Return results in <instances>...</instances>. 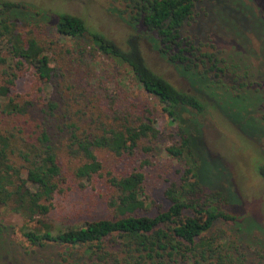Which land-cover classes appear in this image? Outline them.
<instances>
[{
    "label": "trees",
    "instance_id": "16d2710c",
    "mask_svg": "<svg viewBox=\"0 0 264 264\" xmlns=\"http://www.w3.org/2000/svg\"><path fill=\"white\" fill-rule=\"evenodd\" d=\"M131 1L133 10L124 19L130 29L124 45L66 12L57 14L54 28L75 42L79 54L86 51L79 41L89 37L92 51L126 65L127 75L157 98L175 123L178 141L165 150L182 162V170L164 191L167 207L149 214L144 173L133 169L116 175L104 170L97 154L106 151L122 157L133 154L141 140L157 139L160 132L150 109L138 113L137 106L117 105L111 90L90 70L78 80L66 77L55 84L60 73L67 74L55 69L33 30L23 31L27 26H39V21H30L29 14L34 15L27 7L10 0H0V204L40 224L42 229L23 231L30 244L83 247L91 264H245L240 243L217 226L218 222L240 226L241 217L226 209L234 198L222 190L205 188L202 149L194 144L192 133L199 130L197 116L217 108L238 130L251 136L242 121L254 105L251 100L248 105L243 101L252 96L212 90L211 84L221 82L225 67L217 65L216 54L201 51L195 40L182 37L181 30L193 19L198 0ZM235 1L264 17V0ZM240 33L241 37L248 33L257 37L253 29L239 31L237 37ZM144 44L173 66L193 90L180 89L155 71L146 60ZM80 60L81 56L72 57L73 64ZM200 64L205 71L198 70ZM26 67L37 76L38 96L14 93ZM69 67L71 74L75 68ZM183 112L187 118L182 117ZM143 149L151 151L152 146ZM61 155L71 163L70 175L81 184L104 176L110 188L106 199L109 218L66 229H52L44 223L65 176ZM257 168L264 179V163ZM244 222L248 223L246 229L251 225L260 228L252 220Z\"/></svg>",
    "mask_w": 264,
    "mask_h": 264
},
{
    "label": "rangeland",
    "instance_id": "374dc122",
    "mask_svg": "<svg viewBox=\"0 0 264 264\" xmlns=\"http://www.w3.org/2000/svg\"><path fill=\"white\" fill-rule=\"evenodd\" d=\"M10 1L26 6L34 15L32 17L29 14L30 21H39V26H27L23 31L33 30L52 58L55 69L67 74L63 76L60 73L54 79L55 84L62 83L66 77L81 78L86 70H90L99 83L111 90L117 105L123 103L129 107L137 106L138 113H142L145 108L150 109L151 117L160 132L157 139L141 140L133 154L122 157L106 151H97V154L104 170L116 175L133 169L142 171L149 214L165 209L168 200L164 191L178 180L179 171L182 170V162L165 150L166 146L178 141L175 123L170 122L157 98L145 93L134 82L133 76L127 75L129 69L126 65H118L101 53L92 51L88 45L91 42L89 37L79 41L86 49L85 54H79L75 49V42L61 36L54 28L57 14L66 12L82 18L89 29L102 32L118 44L124 45L130 33L124 19H128L133 10L132 1ZM207 1L205 3L198 0L193 19L181 30L182 37L195 40V45H199L201 51L216 54L219 61L217 65L225 67L221 82L211 84L212 90L220 93L223 89L230 94H239L242 98L252 96V99L243 101L244 105H248L251 100L254 105L248 109L249 113L242 121L251 136L238 130L217 108H212L210 114L197 116L199 130L193 131L192 138L194 144L202 149L200 154L203 157L202 177L205 188L232 194L230 196L234 198V202L227 204L226 209L241 217L240 226L233 222H218L217 226L224 228L227 234L240 243V249L246 258L245 264H264V179L257 168L264 163V17L253 14L235 0ZM244 29H253L257 37H252L249 33L246 37H241V33L237 37L238 32H243ZM139 31H143V28L139 27ZM142 46L148 64L155 71L176 87L193 90L187 80L155 50L149 49L147 44ZM78 49L82 47L79 46ZM76 56L82 57L79 64L72 63V57ZM69 64L75 68L71 74ZM203 68L205 67L200 64L198 70L205 71ZM207 75L213 77V72H208ZM99 83L94 82L95 85H100ZM38 88L37 76L31 68L26 67L17 80L14 93L23 97L38 96ZM99 104L106 106L107 102L99 101ZM182 117L188 116L183 112ZM237 117L238 114L233 118ZM145 145H151L152 150L145 151ZM61 163L65 176L44 223L52 229H66L86 221L109 218L106 199L110 188L104 176H94L81 184L70 175L71 163L63 155ZM245 220H252L261 229L253 225L246 229L248 223ZM34 228L42 229L40 224L29 222L19 212L0 204V264H91L83 247L68 248L53 242L39 246L30 244L24 238L23 231Z\"/></svg>",
    "mask_w": 264,
    "mask_h": 264
}]
</instances>
